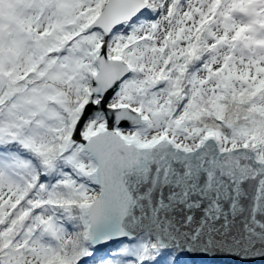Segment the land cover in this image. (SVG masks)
Wrapping results in <instances>:
<instances>
[{
	"label": "snow or ice",
	"instance_id": "1",
	"mask_svg": "<svg viewBox=\"0 0 264 264\" xmlns=\"http://www.w3.org/2000/svg\"><path fill=\"white\" fill-rule=\"evenodd\" d=\"M264 261V0H0V264Z\"/></svg>",
	"mask_w": 264,
	"mask_h": 264
},
{
	"label": "water",
	"instance_id": "2",
	"mask_svg": "<svg viewBox=\"0 0 264 264\" xmlns=\"http://www.w3.org/2000/svg\"><path fill=\"white\" fill-rule=\"evenodd\" d=\"M191 264H245L236 256L210 255V256H191L187 257ZM247 264H264L261 260L248 261Z\"/></svg>",
	"mask_w": 264,
	"mask_h": 264
}]
</instances>
